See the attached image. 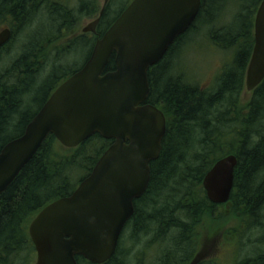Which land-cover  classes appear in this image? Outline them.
<instances>
[{
    "label": "trees",
    "instance_id": "16d2710c",
    "mask_svg": "<svg viewBox=\"0 0 264 264\" xmlns=\"http://www.w3.org/2000/svg\"><path fill=\"white\" fill-rule=\"evenodd\" d=\"M112 1L104 7L97 35L68 37L64 33L81 17L98 16V0H78L76 6L69 0H0V31L11 32L0 49V151L23 134L58 84L81 69L96 39L128 5L109 21ZM261 1L201 0L195 22L148 70L147 103L164 114L165 135L158 159L150 163L148 187L134 201L115 254L104 264H129L133 252V264H143L149 252L156 255L151 264H211L198 256L201 231L221 230L224 219L236 217L243 227H234L228 237L235 236L238 243L246 230L256 232L263 226L264 79L249 100L242 103L241 97ZM224 10L228 23L219 24ZM202 34L233 57L210 90L188 81L182 71L172 73L174 62L180 65L181 49ZM114 67L112 57L106 71ZM111 143L93 135L62 152L53 136L42 143L0 196V264H29L35 253L28 235L30 222L48 204L71 195ZM226 155L237 159L233 188L227 203L216 205L207 199L202 181ZM226 204L233 205L231 213L221 211ZM261 233L251 242L259 250L242 260L233 257L232 264H264ZM76 261L93 264L81 257Z\"/></svg>",
    "mask_w": 264,
    "mask_h": 264
},
{
    "label": "water",
    "instance_id": "95a60500",
    "mask_svg": "<svg viewBox=\"0 0 264 264\" xmlns=\"http://www.w3.org/2000/svg\"><path fill=\"white\" fill-rule=\"evenodd\" d=\"M107 1L82 33H95ZM200 6L201 0H132L95 41L82 68L54 90L20 137L2 147L0 196L49 136L68 149L93 135L112 140L73 193L45 206L29 224L35 264H77V257L104 264L115 254L165 135L164 114L147 103L148 70L188 31ZM10 37L9 29L0 32V49ZM253 37L245 76L249 92L264 79V0ZM112 57L115 67L106 71ZM236 165V157L227 155L206 173L202 187L209 202L229 200Z\"/></svg>",
    "mask_w": 264,
    "mask_h": 264
},
{
    "label": "rangeland",
    "instance_id": "374dc122",
    "mask_svg": "<svg viewBox=\"0 0 264 264\" xmlns=\"http://www.w3.org/2000/svg\"><path fill=\"white\" fill-rule=\"evenodd\" d=\"M78 0H69L70 6H76ZM132 0H113L110 8L111 16L109 21H111L115 16ZM104 0H98L100 8L102 7ZM231 8L229 7L230 12ZM224 15V16H223ZM222 18L219 24L228 23V13L225 16V10L223 12ZM97 17H81L73 30H68L64 33L65 36H72L73 34L81 33L82 29L91 24ZM195 42L192 45H186L181 49V54L179 57L180 65L178 61L174 62L173 74H177L179 71L183 72V76L188 80L196 84L201 89L210 90L216 86V78L221 73V70L226 64H228L232 57L231 52L216 48L211 42L205 37V35H200L195 37ZM64 41H66L64 39ZM242 103L246 102L250 98V92L246 91L245 87L241 93ZM59 151L62 152V146L58 143ZM61 146V147H60ZM64 149V148H63ZM234 207L232 204H226L221 211L225 213H231ZM220 210V209H219ZM221 230L215 229L203 230L201 231L199 239V250L198 256L202 261H209L213 264H232L233 257L238 260H242L246 257H250L254 251L259 250V246H251V242L260 236L261 231H264V220L261 221L262 227H259L256 232H251V229L246 230L240 238H238V243H236L235 236L229 238V233H232V229L236 227L237 229L243 226L236 220V217L231 219L230 217L222 221ZM29 226V225H28ZM262 234V233H261ZM129 234L125 235L126 248L130 247L128 243ZM143 241V239H142ZM124 244V245H125ZM135 252L132 253L130 258V263L133 264V257H135ZM151 255H146L143 264H151L153 256L155 253L149 252ZM36 254L32 253L30 255L29 264H35ZM211 263V264H212ZM137 264V263H136Z\"/></svg>",
    "mask_w": 264,
    "mask_h": 264
},
{
    "label": "flooded vegetation",
    "instance_id": "af4514ba",
    "mask_svg": "<svg viewBox=\"0 0 264 264\" xmlns=\"http://www.w3.org/2000/svg\"><path fill=\"white\" fill-rule=\"evenodd\" d=\"M4 29H8V28H4ZM4 29H2V30H4ZM2 30H1V31H2ZM9 30H10V29H9ZM105 32H106V31H105ZM95 34L97 35V33H96V29H95V33H94V34H91V35H95ZM97 39H98V38H97ZM97 39H96V40H97ZM3 47H4V46H3ZM77 71H78V70H77ZM77 71H76V72H77ZM76 72H74V73H76ZM74 73H73V74H74ZM73 74H72V75H73ZM70 76H71V75H70ZM70 76H69V77H70ZM67 78H68V77H67ZM67 78H66V79H67ZM66 79H65V80H66ZM65 80H63L62 82H60V83L58 84V86H59L61 83H63ZM58 86H57V87H58ZM57 87H56V88H57ZM56 88H55V89H56ZM55 89H54V90H55ZM54 90H53V92H54ZM53 92H52V93H53ZM52 93H51V94H52ZM51 94H50V96H51ZM50 96H49V97H50ZM49 97H48V98H49ZM47 100H48V99H47ZM47 100H46V101H47ZM43 105H44V104H43ZM43 105H42V106H43ZM42 106H41V107H42ZM39 110H40V109H39ZM33 254H34V253H33Z\"/></svg>",
    "mask_w": 264,
    "mask_h": 264
}]
</instances>
